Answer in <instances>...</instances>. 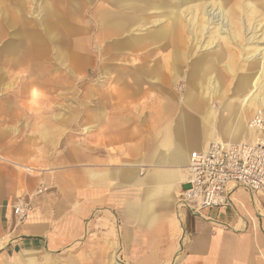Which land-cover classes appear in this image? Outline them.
Masks as SVG:
<instances>
[{
  "label": "crops",
  "instance_id": "0c3cea01",
  "mask_svg": "<svg viewBox=\"0 0 264 264\" xmlns=\"http://www.w3.org/2000/svg\"><path fill=\"white\" fill-rule=\"evenodd\" d=\"M190 1L189 6L204 5ZM221 1L231 20L246 19L241 14L264 20V0ZM106 2L95 16L81 11L77 2L73 8L61 5V12L58 3L41 0L39 31L28 32L26 46L10 42L4 48L11 65L27 64L28 85L40 76L34 66L47 49H55L61 62L77 60L81 43L75 34L97 30L99 52L97 59L91 54L90 74L105 77L108 90L106 108L89 110L88 135L68 144L60 126L48 135L43 128L37 135L16 134L3 124L0 103V264H58L47 252L81 243L103 222L113 233L115 255L127 264H264V196L230 185L226 208L198 214L176 204L191 152L205 150L214 133L235 139L248 128L245 120L238 123V115L227 125L216 121L209 101L198 111L182 103L192 93L191 69L200 58L182 23L197 19L195 12L165 17L161 7L173 6L175 0ZM13 9L17 12L11 8L10 15ZM259 10L261 17H256ZM162 25L170 30L165 37L159 34ZM179 32L182 45L176 41ZM32 38L38 41L35 46ZM235 45L248 58L252 50ZM229 50L234 67L238 53ZM64 73L73 75L70 68ZM181 79L183 92L178 91ZM143 86L155 88L153 97L158 98L147 114L146 102L140 100L149 95ZM17 197L30 203L23 223L13 214Z\"/></svg>",
  "mask_w": 264,
  "mask_h": 264
},
{
  "label": "rangeland",
  "instance_id": "374dc122",
  "mask_svg": "<svg viewBox=\"0 0 264 264\" xmlns=\"http://www.w3.org/2000/svg\"><path fill=\"white\" fill-rule=\"evenodd\" d=\"M51 5H59V10L62 12L61 5L68 4L73 8V3L77 2L82 5L81 11H85L87 15L93 13L98 16L101 13V9L107 5V0H46ZM113 1V0H110ZM133 4L139 0H129ZM158 3V0H146ZM41 0H0V103L1 108L4 110L2 116L3 124L11 126L15 129L16 134L22 135L26 132L38 134V130L43 128V135H48V131L60 126V131L65 136L66 143H72L75 136L88 135L90 125L89 110L93 108H106L107 104V79L102 77L101 74L91 76L90 71L94 63L91 59V54L94 59H97L99 52V34L97 30L90 29L89 31H80L75 34V38L79 39L81 47L78 49V59L63 58L61 60L55 59V49H47L40 58V64L34 66V69L40 74L39 77L33 83L26 85L27 74L29 68L27 64L14 63L10 64L8 59L11 56L6 55L4 48L6 45L12 43L26 46V40L28 38V32L39 31L40 27V13ZM16 8L10 15V9ZM186 7L183 11H186V16H190L191 13L197 11L193 9V6ZM78 11L77 14H80ZM182 11V12H183ZM15 12V14H14ZM160 12V10H159ZM14 14V15H13ZM85 15L83 21L88 20V16ZM155 28H157V13ZM240 16V15H239ZM246 19H232L233 27L230 29V35L236 30L239 33L238 42L244 47L246 52L252 50L253 47H260L264 45V40L253 43L247 42L246 37L250 36L251 25L259 26L257 33H261L264 28V20L249 19V15H242ZM261 17V11L259 10L256 17ZM259 19V17L257 18ZM63 20V18H62ZM162 22V21H161ZM196 20H186L183 23L184 30L188 36V43L192 44L195 52V56L209 57L208 53H211L212 47L216 43H223L226 49L238 48L235 43L232 42L226 36V33L221 35H215L216 22H210L208 30L200 32L199 27L196 25ZM249 22H252L249 24ZM205 23V22H204ZM91 26L95 25L91 23ZM262 27V28H261ZM87 28V27H85ZM33 29V30H32ZM261 29V30H260ZM245 34L247 36H245ZM214 36V37H213ZM225 38V43H224ZM210 40L211 47L203 46L204 41ZM31 44L35 46L38 41L36 39L30 40ZM106 43V40L100 42V45ZM253 45V46H252ZM257 45V46H256ZM197 46V47H195ZM209 48V50H208ZM59 52L62 50V44L58 45ZM241 50V49H240ZM61 53V52H60ZM240 55V53H238ZM236 63L229 71L228 67L224 63L228 61V58L222 54L221 57L214 62V70L211 72L217 82V91L220 92L222 97L233 90L239 76L251 72L255 76L261 71L264 65L260 62L262 59L254 57L246 58L245 54L238 56ZM61 62V63H60ZM225 63V64H226ZM259 63V64H258ZM63 64V65H62ZM66 67V68H65ZM230 67H232L230 65ZM236 67V68H235ZM70 68L73 71V75H65V70ZM183 71L178 73L180 77H183ZM253 75V76H254ZM56 77V78H55ZM55 79V80H54ZM200 80V79H197ZM262 81H264V70ZM183 79L180 80L179 92H183ZM144 88L147 86H143ZM149 95L142 96L141 101L146 102V114L150 110L149 106H154L153 101L157 102L158 98L153 97V94H157L155 88L147 89ZM245 91L244 93H246ZM152 97H151V96ZM242 94L239 97H242ZM230 96V95H229ZM231 97V96H230ZM240 99V98H239ZM209 102L210 110L213 115L216 116L214 107L222 109L221 102ZM137 103V102H136ZM238 103H242L237 101ZM97 104V106H96ZM244 106L243 111L246 112L245 123L248 127V122L251 116L256 112L254 108L249 109L250 105L242 103ZM259 110H264L259 108ZM235 113V112H234ZM76 125V128H75ZM248 130V128H247ZM247 130H243L237 133L238 140L229 141L228 136L221 134V138L224 142L238 143L242 141H251ZM78 131V132H74ZM264 138V132L256 134L257 137ZM253 138L252 140H254ZM212 142V141H210ZM38 168V167H34ZM103 225V222L98 230H95L92 234L86 236L81 243L76 244L70 248L64 249L59 252H47L49 256L58 262V264H127L123 262L119 257L115 255L116 245L112 243L113 233L107 231ZM37 260H40L41 252L34 254Z\"/></svg>",
  "mask_w": 264,
  "mask_h": 264
},
{
  "label": "built area",
  "instance_id": "2783aa9c",
  "mask_svg": "<svg viewBox=\"0 0 264 264\" xmlns=\"http://www.w3.org/2000/svg\"><path fill=\"white\" fill-rule=\"evenodd\" d=\"M248 127L264 132V110L251 116ZM183 185L176 196L177 206L198 214L206 208L229 206L230 185L264 196V138L238 143L212 141L205 150L191 152ZM29 209L28 199L16 198L13 214L18 223L26 220Z\"/></svg>",
  "mask_w": 264,
  "mask_h": 264
},
{
  "label": "bare ground",
  "instance_id": "6f19581e",
  "mask_svg": "<svg viewBox=\"0 0 264 264\" xmlns=\"http://www.w3.org/2000/svg\"><path fill=\"white\" fill-rule=\"evenodd\" d=\"M200 1L204 2L203 6H201L202 4L198 6L199 5L198 2L193 6L194 10H197L195 11V15H194V17L197 19L194 20L200 21V23L196 22V25L199 27L198 29L200 30V32L207 31L210 22H216V26L214 29L215 31L214 36L216 35L220 36L221 33L223 32L226 33V36H228V38L232 40V42L236 44L239 43L238 42L239 33L236 30L233 32V34L230 35V29L231 27H233V24L231 22L230 16L228 15V11L224 10L222 1L221 0H208V2H205V0H200ZM190 4L192 5L193 1L191 3L190 0H175V5L169 7L166 6L167 8H164L162 6L160 10L161 13L166 14L165 17L176 18L178 16V13L184 10L185 7L188 6L190 8L189 6ZM207 6L209 7L208 12L206 10V8H208ZM207 13L208 16L206 15ZM251 23L252 22H249V24ZM175 24H177L176 25L177 29L181 28L177 22H175ZM259 26L258 24L254 25V27L251 25L249 30L251 34L250 36L246 37L247 42L251 41L257 44V42L264 40V28L262 30L260 29L261 33H257ZM169 32L170 30L168 29V26L162 25L160 27L159 34L161 36L165 37L167 34H169ZM245 36L247 35L245 34ZM183 37L184 36L182 32H179L176 35V41L178 42L179 45L183 44L184 41ZM212 43L213 42H211L210 40H206L204 41L203 46L211 47ZM224 43H225V38H224ZM222 44L223 43H216L214 47L210 48L211 53L210 52L208 53L209 57H207L206 61L203 57H200L199 61L193 64V69H191V81L193 80L194 83L193 85L188 86V88L191 90L192 93H190L191 96L187 95L186 99L182 103L184 104V106L187 107L191 106L192 109L198 111L199 109L206 106L208 101L209 102L213 100H215L214 102L223 101L221 102L222 109H219L217 107H214V109L216 112V121L227 125L233 122L232 119H234L233 118L234 115L239 116V118L237 119L238 123L245 120L247 111L245 110L243 111L244 106H242L243 105L242 103H244V105L246 103L250 105V107H248V110L252 108H254L256 111H258L259 108L264 109V81H262L264 67H262L261 71L254 78H251L250 76L239 77L233 90L231 89L230 93L222 97L223 94H221L220 92L218 93L217 91L218 87H217V82L215 81L216 76L214 77L213 75H211V72L214 70V62L217 61L221 57V55L224 54V52H226V55L228 56V61L230 62L232 67L228 66L227 63L226 64L224 63V65L228 67L229 71H232V69L230 68H233V63L231 61L233 60L232 59L233 54L229 53L230 52L229 49L224 50V45ZM253 55L254 57H258V58L260 55V58L262 59V61L260 62L264 65V45L260 47H253L252 51L248 55V58L249 57L251 58ZM191 81H189V83ZM245 91L247 92L244 93ZM242 94L244 95L242 97H239ZM237 101H240L242 103L237 104ZM248 132L250 139L255 138L256 134L258 133V131H255L249 127H248ZM232 137L231 139H229V141L238 140V139H232ZM210 141L223 142L221 135H219L218 133H214V135H211Z\"/></svg>",
  "mask_w": 264,
  "mask_h": 264
}]
</instances>
